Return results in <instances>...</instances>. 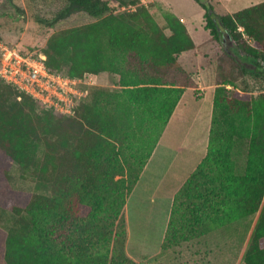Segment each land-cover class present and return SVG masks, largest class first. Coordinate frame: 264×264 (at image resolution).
I'll use <instances>...</instances> for the list:
<instances>
[{
  "label": "trees",
  "instance_id": "1",
  "mask_svg": "<svg viewBox=\"0 0 264 264\" xmlns=\"http://www.w3.org/2000/svg\"><path fill=\"white\" fill-rule=\"evenodd\" d=\"M62 1L54 20L36 21L53 27L80 12L99 21L53 34L42 51L48 69L71 79L110 72L120 89L92 88L69 117L0 79V212L16 217L10 229L0 227L7 232L0 264H141L126 253L124 208L185 88L194 86L178 57L196 45L174 14L165 17L167 34L143 5L112 14L109 0ZM195 1L224 53L234 46L264 75V3L220 15L210 0ZM225 62L221 72L231 68ZM171 71L181 77L163 78ZM232 82L215 89L207 155L176 194L167 233L177 222L203 235L254 216L245 264H264V95L228 90ZM13 164L48 194L16 202ZM96 239L110 251L84 245Z\"/></svg>",
  "mask_w": 264,
  "mask_h": 264
},
{
  "label": "rangeland",
  "instance_id": "2",
  "mask_svg": "<svg viewBox=\"0 0 264 264\" xmlns=\"http://www.w3.org/2000/svg\"><path fill=\"white\" fill-rule=\"evenodd\" d=\"M109 1L111 6L110 13L112 14H119L125 11L132 12L140 5L146 6L157 24L167 34H170V31L167 29L165 17L169 14H174L171 8L167 6L168 3L175 2L174 8L175 4H178L181 7L179 9L181 12H183V7L186 5L190 6L191 4L189 0H157L154 2L150 0ZM210 1L214 4L216 0ZM223 3L226 4L225 7L229 6L231 11L235 12L227 13V9L225 11L224 8H221L219 9L220 15H233L240 9L239 5L230 6L228 4L230 3L229 0H224ZM65 5V2L62 0H0L1 41L6 45L24 49L26 52L40 54L53 34L99 21L82 12L72 15L53 27L45 26L36 21V18L48 21L54 20L58 12ZM199 30L201 31V29ZM211 41L215 50L205 51L206 48L204 46L196 51L195 48L192 51L184 52L178 57V61H180V57L183 56L180 64L185 63V53L200 54L201 58H203V64L209 63L212 58L218 64L219 74L217 81L220 82L224 79H231L233 81L232 85L227 87L228 90L237 89L246 92L247 95L256 97L264 95V75L257 73L254 62L243 56V53L241 54L239 51H236L234 46L232 47V55L228 56L224 53L223 47L217 40L212 38ZM217 50H220V52ZM190 59V57H187V61ZM229 60L231 68L227 69L228 73L225 75V71L221 72V68L226 63L225 61L229 62ZM185 72L189 75L186 70ZM176 76L181 77L178 73L171 71L164 74L163 78L171 80L176 79ZM119 81L118 75L105 72L96 76L88 75L85 83H87V90L91 94L92 88L95 87L109 91L119 90ZM180 82L182 83V81ZM209 97H211V94L205 96L206 101H209ZM11 175L10 187L16 202L24 203L25 195L34 193L41 195L48 194L45 188H38L29 175H24L18 164L12 165ZM143 205L139 204L135 196L133 197V207L127 212V215L130 217L133 236L129 251L137 260L144 263L143 260L153 257L150 264H245V252L249 245L250 233L254 229V216L213 229L203 235L192 230H180L181 223L177 222L176 226L172 225L171 229L169 227L166 239L161 244L165 232L164 224L166 219L164 216H160L153 207L148 204ZM137 208L141 212L140 218H138ZM15 219L14 214L1 211L0 227L4 230L10 229ZM3 229L1 230L0 228V249L4 247L7 236V232ZM57 237L59 242L64 240L65 234L63 230L59 232ZM74 240L78 245L83 244L80 237H75ZM102 243V241L96 239V241H87L84 245L93 250L94 253L106 254L110 251L111 246ZM262 246H264V240ZM159 250H161V254L154 256ZM187 254L189 255L187 256Z\"/></svg>",
  "mask_w": 264,
  "mask_h": 264
},
{
  "label": "crops",
  "instance_id": "3",
  "mask_svg": "<svg viewBox=\"0 0 264 264\" xmlns=\"http://www.w3.org/2000/svg\"><path fill=\"white\" fill-rule=\"evenodd\" d=\"M150 1L154 2L157 0ZM190 1V6L186 5L183 7V12L179 11L181 7L178 4H175L174 8L175 2L168 3L167 6L186 25L191 38L197 46L195 51L204 46L206 48L205 51L215 50L211 41V33L205 29V9L195 0ZM223 1L216 0L214 4L212 3L216 12L219 14V9L224 8L225 11L227 9V13H234L235 11L232 12L229 6L225 7L226 4ZM229 1L230 3L228 4L232 7L239 5L240 9L238 11L264 3V0ZM217 51L220 52V50ZM182 57H180V61ZM184 57L185 63H182L181 66L189 73V78L195 86L185 88L177 108L144 167L137 185L128 196L124 208L127 225L126 252L131 259L141 264H150L153 257L143 260V263L137 260L129 251L133 236L130 217L127 212L133 207V197L136 196V200L141 206L148 204L166 219L162 244L166 237L176 194L207 155L213 116L214 92L219 83L217 81L219 74L218 64L212 58L209 63L203 64V58L197 53H185ZM187 57L191 59L187 61ZM227 73L226 67L225 75ZM207 94H211L209 101L205 99ZM137 211L138 218H140L141 212L138 208ZM160 254L161 250L157 251L154 256H159Z\"/></svg>",
  "mask_w": 264,
  "mask_h": 264
},
{
  "label": "built area",
  "instance_id": "4",
  "mask_svg": "<svg viewBox=\"0 0 264 264\" xmlns=\"http://www.w3.org/2000/svg\"><path fill=\"white\" fill-rule=\"evenodd\" d=\"M46 59L43 53L25 54L0 42V79L33 97L41 109L74 116L78 106L90 96L85 81L92 74L71 79L51 72Z\"/></svg>",
  "mask_w": 264,
  "mask_h": 264
}]
</instances>
